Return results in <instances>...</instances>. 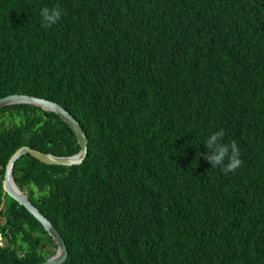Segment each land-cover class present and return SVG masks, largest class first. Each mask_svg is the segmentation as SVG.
<instances>
[{
    "label": "trees",
    "instance_id": "obj_1",
    "mask_svg": "<svg viewBox=\"0 0 264 264\" xmlns=\"http://www.w3.org/2000/svg\"><path fill=\"white\" fill-rule=\"evenodd\" d=\"M13 93L61 104L88 138L80 164L51 166L64 190L36 203L61 264H264V0H0V97ZM19 121L0 135L4 162L21 145L79 149L55 113L0 108ZM219 130L243 161L227 175L199 156ZM19 207L7 219L24 250L0 245V264L53 254Z\"/></svg>",
    "mask_w": 264,
    "mask_h": 264
},
{
    "label": "flooded vegetation",
    "instance_id": "obj_2",
    "mask_svg": "<svg viewBox=\"0 0 264 264\" xmlns=\"http://www.w3.org/2000/svg\"><path fill=\"white\" fill-rule=\"evenodd\" d=\"M17 125L22 126L23 123L20 121L17 124L14 122H0V135L14 130ZM23 158V161L18 162V159H16L10 177L6 173L9 158L5 162L2 161V158L0 159V245L1 242H4L10 248L20 246L21 242L18 235L13 233V228H10L11 222L7 219V214L10 213L12 217L17 216L18 221H21L22 217H20V204L18 202V204H15L13 198L7 195V188L15 187L36 206L39 194L63 191L65 187H58L54 180L68 174L67 171H55L51 167L52 164L43 163L31 155H25ZM34 241L37 245V252L55 253L57 246L53 239L55 246L47 237H43L41 240L35 239ZM23 250L24 247L21 245L18 253H23ZM27 252L33 253L30 248L27 249Z\"/></svg>",
    "mask_w": 264,
    "mask_h": 264
},
{
    "label": "water",
    "instance_id": "obj_3",
    "mask_svg": "<svg viewBox=\"0 0 264 264\" xmlns=\"http://www.w3.org/2000/svg\"><path fill=\"white\" fill-rule=\"evenodd\" d=\"M12 104H28L36 107H40L45 111H50L55 113L74 133L76 141L79 145L78 151L70 155H55L48 152H43L41 150L31 148L28 145L19 146L9 157L7 162L6 173L7 176H11L12 166L16 159H18L23 154H30L37 160L52 165H63L70 167L72 165L80 164L87 152L88 138L79 124V122L66 110L61 104L31 94L13 93L6 96L0 97V108L12 105ZM7 195L16 200L20 205H22L29 213H31L42 225L47 234L53 239L57 248L55 253L49 256L47 259L34 263V264H61L64 262L67 256V249L65 241L61 234L58 232L56 227L52 222L45 217L40 210L32 204L29 199L22 194L15 187L7 188Z\"/></svg>",
    "mask_w": 264,
    "mask_h": 264
},
{
    "label": "clouds",
    "instance_id": "obj_4",
    "mask_svg": "<svg viewBox=\"0 0 264 264\" xmlns=\"http://www.w3.org/2000/svg\"><path fill=\"white\" fill-rule=\"evenodd\" d=\"M40 16L44 27L48 28L55 25L61 19L62 10L59 5L52 8L44 7L40 10ZM159 17L164 23V13ZM223 138V130L209 134L203 143L207 152L205 154L199 153V156L203 155V158L210 163L211 167L219 168L222 173L227 175L229 172H235L243 164V161L240 159L237 143L235 141L224 143ZM1 246L5 247L9 245L5 244Z\"/></svg>",
    "mask_w": 264,
    "mask_h": 264
},
{
    "label": "rangeland",
    "instance_id": "obj_5",
    "mask_svg": "<svg viewBox=\"0 0 264 264\" xmlns=\"http://www.w3.org/2000/svg\"><path fill=\"white\" fill-rule=\"evenodd\" d=\"M1 245H5V243L4 242H1Z\"/></svg>",
    "mask_w": 264,
    "mask_h": 264
}]
</instances>
